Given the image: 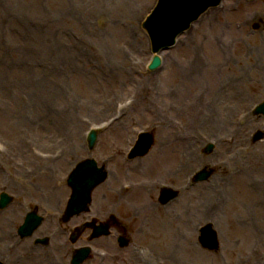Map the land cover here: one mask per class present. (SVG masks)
I'll list each match as a JSON object with an SVG mask.
<instances>
[{"label":"rangeland","instance_id":"rangeland-1","mask_svg":"<svg viewBox=\"0 0 264 264\" xmlns=\"http://www.w3.org/2000/svg\"><path fill=\"white\" fill-rule=\"evenodd\" d=\"M155 1L0 0V18L5 13L0 22H4L6 29L10 24L7 34L8 52L11 53L10 62L20 61L22 63L21 66L12 67L9 77L6 78L7 85L10 88L17 87L21 91L16 92L17 96H31L41 103L43 96L50 95L49 100L54 101L52 92L54 90L62 91L64 94L58 101H54V104H62L60 108L63 110L66 106V109L56 114L62 116L72 112L79 124L81 121L85 122L84 118L90 114L93 115L92 113L100 111L102 113L106 104L112 106L109 110L112 113L116 99H121L118 97L122 94L123 97L126 96V98L133 100L130 95V92H133L137 98L136 103L125 111L121 120L114 122L109 129L101 130L91 150H88L84 144V132L90 122H85L86 126L79 128L78 136H74V134L71 136L69 128L59 132L50 130L51 133H49L48 130L42 127H27L25 124L13 127L8 123L9 121L5 116L0 115V190L5 189L13 197V200L16 198L17 188L13 186L12 171L21 172L22 169L18 167V163L23 161V164L29 163L30 166L29 160H33V158L35 162L43 164L45 160L39 158L42 155L38 152L39 156H36L32 151V149L36 151L39 148L42 149V146H51V152L52 147L57 146L67 153L61 158L62 152L60 154V150L54 152L53 156L60 155L48 163V165H52L54 161L58 160V163L64 164L62 168L54 171L49 176V182L47 183L50 190L51 187L59 186L64 192V196H66L65 192H68L69 189L62 181L59 184V180L61 179L60 176L64 178L68 173L70 167L67 166V163L69 161L77 157L90 156L97 162H101V160L107 162L110 171L109 180L103 185L101 184V187H97H100L98 192L95 193L97 188L93 191V199L98 204L94 202L91 211L86 213L83 218H88L91 215L103 217L106 211L111 210L112 207H109L110 201L114 203L113 200L116 199L114 189L120 182L160 179L167 174H171V171L182 168L176 154L179 150L176 144L167 143L163 146L165 150L172 153L169 159H167L168 153H165L167 151L158 155L155 154L159 151L153 153L154 148H157L156 140L160 136V132L156 128L153 131L155 145L153 144L147 154L131 159V162L129 160L127 163L121 159L128 146L134 141V134H136L134 130L137 132L142 128L154 126V118L150 112L153 109V103L158 104L159 100L153 95L151 97L153 89H151V84L154 85L156 93H159L161 97L166 96V99L170 92L169 89L181 87L182 84L185 85L181 97L179 95V98L176 99L175 97L167 101L177 107L188 104V101L192 100L191 98H194L200 91L201 85L204 91L208 89L212 98L216 95V98L219 99L211 100V97H206L207 101L210 104L212 103L218 112V117L222 119L230 115L232 118L238 112L240 105L242 107L243 103L250 102L253 98L257 99L263 95L261 88L264 87V0H225L223 6L209 9L193 23V28H190L179 38L176 47L167 53L164 52L165 61L163 66L150 72L146 71L145 68V63L149 58V40L146 32L141 27V23ZM4 2L6 4H3ZM17 5H20L19 8L24 11L26 7L30 9L27 14L25 12L22 19L23 26L17 23L16 12L13 13V7ZM67 7H72L74 12V16L69 19H65V15H62ZM6 9H10V12H6ZM207 16H209L208 20H206ZM88 17L91 18L90 22L87 21ZM3 37L4 35H0L1 52L3 51ZM222 37L226 44L225 53H222V48L220 50L217 47V43L221 41ZM65 38L70 39V42H68L70 46L67 49L63 50L61 44L52 47L49 44L56 40L66 43ZM78 55L82 57L81 62ZM196 59L204 67L201 84H199L200 82L196 84L186 82V79H194L188 78V74L192 62ZM15 68H26V71L15 70ZM0 79H2L1 76ZM228 80H232L235 88L227 90L226 96H221L216 85L220 81ZM32 85H35V87L30 88ZM20 87L26 89L21 90ZM220 99L225 103H222ZM90 104H93L92 110L89 108ZM52 107L55 106L52 105ZM68 108L70 109L68 110ZM54 112L52 110V113ZM98 115H93L92 118L96 119L95 117ZM81 116L83 117L81 118ZM262 122L264 123V117L253 116L242 124V129L245 131L242 137L236 133L233 135L234 132L230 127L227 131L230 133L228 135L231 138H220V141L225 145L219 148V151L223 150L225 152V154H221L222 157L227 158L234 151L237 154L243 153L244 148L240 146L248 148L249 152L252 148L251 152L254 153L247 152L246 155L241 157L244 161L243 165L252 171L245 177H238L237 180L240 179L238 183L229 179L228 183L225 184L223 195L226 197L225 202L227 203L225 209L219 212L220 217H223V219L217 224L218 231L222 236V239L220 237L222 249L218 258L219 261L215 264H239L241 260L246 259L248 256L253 264H264V245L262 247L258 246V251L261 254L257 259L262 261L261 263L255 259L259 252L255 254L252 251V246H255L254 243L258 242L253 230L263 228L264 196L261 192L256 193L251 183L254 176L260 175L259 172L262 164H264V161L261 164V160L264 159V139L257 140L254 143L251 141L252 136L256 135L258 130L264 132L263 127H257L261 126ZM234 123L235 126H240L236 123V120ZM228 135L225 134V136ZM69 137L74 138H71L65 146L63 142ZM116 147H119V149L116 150ZM8 150L11 157L6 153ZM258 153H261L262 159L257 157L259 156ZM110 154L115 155L112 161L107 158ZM201 154L209 157L212 152ZM259 163L261 164L260 168ZM135 164L140 165V167L136 168L132 174L122 173L118 180L115 178L120 169H129L134 167ZM204 165L209 166L213 170V176H216L215 173L218 172L219 168H217L215 162L212 164V159L209 162H204L199 167ZM29 169L31 170V167L27 168L26 172ZM190 172V169L182 168L180 172L176 173L175 178L169 175L170 179L166 180H169L168 183L172 186L178 187L183 177ZM42 175L44 173L41 172L37 173L36 176L25 179L28 182L26 186L33 183L37 184V179ZM258 180L261 179H256V181ZM207 182L208 180L199 183L202 185ZM262 183L264 187L263 180ZM153 197L152 194L151 199ZM22 199L24 203L16 198L14 201L11 200L6 208L0 209V234L2 232L5 235L3 240L0 241V255H3L6 250H10V255L7 256L5 264H19L14 261L20 263L24 261L26 264H63L75 245L87 243L84 236H82L77 243L71 244L67 239L66 229L68 227L57 221L59 213L57 215L51 212L46 213L40 208L39 211L44 216L41 227L31 237L18 240L15 236V229L18 223L22 222V218H9L10 222H8L3 218V215L4 212L13 208L14 202L16 204L13 209L22 217L27 210H30L33 206H38L32 200L25 202L24 196ZM107 200L109 201L106 206ZM184 200L186 202L190 201L194 205L197 198L182 199L167 213L163 210V205L157 204L159 207L152 212L155 217L151 218V221H155L154 226L158 232L157 239H155V251L152 255L156 256L157 254L158 257L163 255L164 258L158 264H169L168 261H172L173 264H177V262L183 264L184 260L187 261L186 264H207L209 262L206 259L209 257L196 256L195 259L191 257L189 259L188 254L185 253L184 255L177 254L175 259L168 257L170 250L167 249V245L179 242L177 245L178 250H181L185 245L184 240H173L175 231L180 229L179 227L183 228L179 221L180 216L185 213L184 207H182ZM62 201L61 209L65 199ZM154 201H157V194ZM244 207H249V213L253 221L246 226L244 223L237 222V219L245 221ZM116 211L119 218L123 217L124 221L129 222L126 216L131 214V210L116 208ZM189 211L192 210L189 209ZM195 212L196 218L200 219L198 210H195ZM48 214H51V216ZM141 215L142 213L133 218L136 223L126 224L129 225L127 226L129 231L131 225L140 229L139 224H143ZM83 218L78 217L76 219L82 221ZM200 221L206 222L205 219H200ZM156 222H158V225H156ZM59 224L62 227H59ZM115 229L120 230L116 227ZM47 234L51 237L49 245H39L37 247L33 245V237ZM135 234L131 245L124 249L113 247L110 243V236L101 237L91 244L98 248H104L110 253L109 262L106 264H116L118 259L121 263L132 264L133 261L127 252L133 250H135V257L140 253V256L147 254L151 258L147 253V251L151 252V240L137 241L134 238ZM10 235L12 236L9 237ZM168 235L171 236L170 241ZM17 240L19 242L14 247V242L16 243ZM9 244L13 247L9 248ZM105 244L110 248L105 247ZM36 256L37 258L34 259ZM115 257L118 259H115ZM184 257L186 259H183ZM87 262L85 264H96L99 260L96 261L91 256Z\"/></svg>","mask_w":264,"mask_h":264},{"label":"bare ground","instance_id":"bare-ground-1","mask_svg":"<svg viewBox=\"0 0 264 264\" xmlns=\"http://www.w3.org/2000/svg\"><path fill=\"white\" fill-rule=\"evenodd\" d=\"M3 4H6V2H4ZM19 7H21V6L17 5L16 7H13V13L16 12L15 13L16 21L20 26H23V22H22L23 20L22 19L25 15V11L23 9H20ZM5 11L9 13L10 9H6ZM62 15H65V19H69L70 17H73L74 12L72 10V7H67V9L64 10ZM60 18H63V17H60ZM208 19H209V16H207L206 20H208ZM87 21L90 22L91 18L88 17ZM9 26H10V24L7 26V29H6L4 24H0V35H4V37H3V51L2 52L0 51V66H1L0 76L2 78V79H0V115H2L3 117L5 116L6 119L9 121V122L8 121L7 122L10 123V125L13 127L19 126V124L20 125L25 124V126H27V127H42L44 129L48 130L49 133H51L50 130L59 132L60 130H68V128H69L71 136H72V134H74V136L75 135L78 136V130H79V128H81V125L78 123L79 121H77V118L74 116L75 114L72 112H70L68 114H64L62 116H59L56 114V113L62 112V109L60 108V105H62V104H59V103L54 104V101H58L60 99V97L62 96V94H64V92L59 91V90H54V91L52 90L53 91L52 94L54 96V99H53L54 101L49 100L50 95H48L46 97L43 96L41 99V103H40L39 101L35 100L31 96L30 97H25V95H22L21 97L17 96L16 92L19 93L21 91H19V89L17 87L10 88L7 85V79L6 78L9 77V72H10L11 68L22 65V63L20 61L10 62L11 53L8 52L9 45H8V38H7ZM192 26L193 25H191V28H193ZM30 29L32 30L33 28H30ZM65 39H66V43L59 42L56 40V41H52L49 44H51V47L54 45L61 44V46L63 47V50H64L70 46V45H68V42H70V39H67V38H65ZM225 45H226L225 41H223V37H222L221 41H219L217 43V47L222 48V51H223L225 49ZM222 53H225V51H223ZM78 59L81 62V59H82L81 55H78ZM15 70L26 71V68H21V69L15 68ZM203 70H204V67L202 66L201 62L198 59H196V61H193L191 64V67H190V73L188 74V78H194V79H186V82L196 84L197 82L203 80L201 78V76L203 74ZM261 73H263V72L261 71ZM220 84H224V82H219L218 85L220 86ZM231 84H232V82L226 83L224 85L230 86ZM33 87H35V85H32V87H30V88H33ZM185 87L186 86L182 84V86L178 88V93L170 95L171 97L167 98V99H166V96H162V97L157 96V95L154 96V97H157L158 100H161V101H159V104H160L159 105L160 106L159 111L157 112L155 109H151V112H150L151 116L157 122L155 124V128H157L160 132V136L158 137V140H156V143H155L157 145V148H154L153 153H156L157 151H159L158 153L155 154V155H158L164 151H167L163 148V146H165V144H167V143H172V145L176 144L177 149H179L176 152V154L179 158V161H180V164L182 165V168L190 169L192 172V171H194V169L198 165H201L206 161L209 162L210 159H212L214 162L215 157H216V153L219 154L218 151H216V153H212L209 157H205V156H202L201 154H199L198 150L201 147V145L203 144V141L201 140L202 138L198 135V129L201 128L199 124L207 126L209 128V127H211V123H212L215 125L212 127V130L218 131L221 128V126L222 127L223 126L229 127V121H227V119L223 120L221 117H217L218 121L213 120L214 119L213 113L210 111V109H208V116L202 115L199 117V114L194 113L192 111L193 109H189V108L183 114H177L175 112V107L172 106L174 104L169 103L167 101L169 99H173L175 97L177 99V98H179L178 97L179 95L181 97L182 96L181 92L184 91ZM20 89L25 90L26 88L20 87ZM206 96L211 97L209 92H206ZM195 97H201V96L195 95ZM213 97H214L213 99L216 100V98H215L216 95ZM195 102L199 103L195 108H199L204 104V103L201 104L202 102L199 98H196ZM135 103L136 102H134L133 104H135ZM52 105L55 107H52ZM107 106L108 105H106L104 108V109H106V111L109 110V108ZM189 106H191V105H189ZM48 108H50V109H48ZM89 108H90V110H92L93 104H90ZM129 108H131V107H129ZM129 108L125 109L124 111L128 110ZM69 109L70 108H68V110ZM52 110H54L55 112L52 113ZM100 112H95L93 114L96 115V114H102L103 113V112L102 113H100ZM103 114H105V113H103ZM176 116H182L183 121H184L182 126H177V125L173 124L172 119ZM120 120H121V118H120ZM262 124L263 125H261V126L264 127L263 122H262ZM235 132H236V134L242 133L238 129ZM71 138H74V137H71ZM169 147H171V146H169ZM165 153H168L167 159H169L170 154H172V153L171 152L169 153L168 151ZM252 153H254V152H252ZM245 155H246V153H245ZM258 155L259 156H257V157L259 159H262L261 153H258ZM263 161H264V159L261 160V163ZM215 162L220 163V160H216ZM243 162L244 161L239 156H237V155L233 156L231 153V155L229 157V162L227 163V166L220 167V168H222L224 171H228L229 169L232 168V177H233V180H236L235 182L237 183L240 181V179L237 180L238 177H245L251 172V171H249L246 174H244V171L247 170L248 168L245 165H243ZM71 165H72V163H70V162L67 163L68 167H72ZM63 166H64V164L58 163V160H57V161H54L52 163V165H42L38 170L33 171L32 174H30L28 176L22 174V172H20V171H16V172L12 171L13 186H14V188H17V190H16L17 191V197L26 195L25 200L27 202H29V200H31V198H34V200L37 199L39 202L37 200H36V202L39 203V206L42 210L46 209V210H51L53 212H58V210H54V209H56L59 205H61L62 200L66 199L68 195L64 196V192L61 190V188L59 186L58 187L54 186V188L51 187V190H50L47 187V183L49 182V176L52 175L54 171L62 168ZM138 167H140V165L135 164V166L132 168L120 169L119 174L120 175L122 173L132 174L133 171ZM182 168L177 169L176 173L180 172ZM262 169H263V173H264V164L262 166ZM41 172L44 173V175H42L41 177H39L37 179V181H36L37 184L33 183L30 186H26V184L28 182L25 179L33 177L34 175L36 176L37 173L39 174ZM176 173L174 172V174H176ZM164 177L169 179L168 174ZM256 179H261L264 181V176L261 174L260 175L257 174L256 176L253 177L252 180L255 181ZM223 180H224V178L219 176L217 178H212L211 182L207 185L203 184L202 186H199L198 184H195L190 188L191 191L192 190L197 191V194L201 195V197L204 193H206L207 197L211 196L214 198L211 201L205 199V204H210V207H208V208L205 207L203 212L206 215L210 216V218L213 216H216L217 212L223 207L222 206L223 204H221V201L223 198V193L218 192L220 189H222ZM24 181H26V182H24ZM161 181L157 182V187H159V185L162 184ZM18 184H20V185L18 186ZM254 184L256 186H258L257 182H255ZM223 187H225V184ZM129 192H132V197L129 200H126L125 196L130 194ZM255 192H258V191H255ZM66 193L67 192H65V195H66ZM137 193L139 195H143V198L145 199V196H146V194L149 193V191L136 190V192H134L133 189H130V191H127V192H120V194H122V195L117 196L115 203L117 206H121V207H124L126 209H129L130 207L140 208L141 210H143L144 214L149 215L148 219L146 218L147 217L146 215H143V214L141 215V217H145L144 221L148 220V223L146 226L148 234L147 233H141V234L148 236V235H151V218H154L155 216H151V204L146 203V201L144 199L140 198ZM185 196L192 197V196H189L188 194H186ZM16 198H15V200H16ZM176 202L177 201L171 202L167 207H169V208L173 207ZM15 204L16 203L14 202L13 208L15 207ZM13 208L9 211L4 212L3 218H5V220L8 222H10L9 218L10 219L11 218L12 219H14V218L20 219L21 218V215H19L15 211V209H13ZM139 214H137V215H139ZM48 215L51 216L50 214H48ZM132 219H133V214H131V217H130V220H132ZM189 221L190 220H188L187 223L185 224V228L187 230L190 229ZM73 222H75V221H73ZM156 225H158V222H156ZM155 232H157L156 228H155ZM260 233L261 232L257 230V235H260ZM262 234L264 235V230L262 231ZM4 236H5L4 233L1 232L0 241L3 240ZM173 252L176 255L180 253V251L177 249V243L175 244ZM6 254L7 253H4L2 256H0L2 258V260H6ZM35 258H37V256L34 257V259ZM257 261L260 263L262 262V261H259L258 259H257ZM251 263L253 264V261H251ZM20 264H26V263L24 261H22ZM135 264H137V263H135ZM177 264H178V262H177Z\"/></svg>","mask_w":264,"mask_h":264},{"label":"water","instance_id":"water-1","mask_svg":"<svg viewBox=\"0 0 264 264\" xmlns=\"http://www.w3.org/2000/svg\"><path fill=\"white\" fill-rule=\"evenodd\" d=\"M165 4H168V2H165ZM165 4H163V7L166 6ZM93 141H94V137L91 139V144L93 143ZM150 142H151V138H150V135L148 134L146 135V139L144 140L143 144L144 146L148 147ZM136 149H138V146L136 147Z\"/></svg>","mask_w":264,"mask_h":264}]
</instances>
